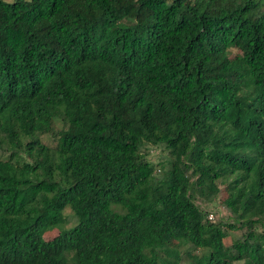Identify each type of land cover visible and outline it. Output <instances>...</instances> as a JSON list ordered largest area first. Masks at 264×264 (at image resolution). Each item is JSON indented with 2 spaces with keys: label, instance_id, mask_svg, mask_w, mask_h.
Segmentation results:
<instances>
[{
  "label": "trees",
  "instance_id": "1",
  "mask_svg": "<svg viewBox=\"0 0 264 264\" xmlns=\"http://www.w3.org/2000/svg\"><path fill=\"white\" fill-rule=\"evenodd\" d=\"M237 262L264 264V0H0V264Z\"/></svg>",
  "mask_w": 264,
  "mask_h": 264
},
{
  "label": "rangeland",
  "instance_id": "2",
  "mask_svg": "<svg viewBox=\"0 0 264 264\" xmlns=\"http://www.w3.org/2000/svg\"><path fill=\"white\" fill-rule=\"evenodd\" d=\"M9 2H12L14 0H7ZM43 139L51 146H55L57 144L56 139L48 136H44ZM148 157L151 160V162L157 164L164 158L168 156V152L164 150L160 146H153L149 145L148 148ZM198 202L202 203L204 208L209 209L210 214L209 218L212 220H220L222 218H225V216L228 214V211L225 209V207L221 204V200H215L212 204L206 205L201 200H198ZM59 230L55 229L50 232L46 233V238H50L58 234ZM242 262H237L235 264H241Z\"/></svg>",
  "mask_w": 264,
  "mask_h": 264
}]
</instances>
